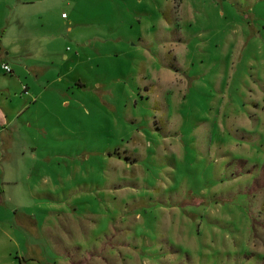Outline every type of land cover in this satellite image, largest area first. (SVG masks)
Masks as SVG:
<instances>
[{
    "label": "rangeland",
    "instance_id": "374dc122",
    "mask_svg": "<svg viewBox=\"0 0 264 264\" xmlns=\"http://www.w3.org/2000/svg\"><path fill=\"white\" fill-rule=\"evenodd\" d=\"M0 30V264H264V0H0Z\"/></svg>",
    "mask_w": 264,
    "mask_h": 264
},
{
    "label": "crops",
    "instance_id": "0c3cea01",
    "mask_svg": "<svg viewBox=\"0 0 264 264\" xmlns=\"http://www.w3.org/2000/svg\"><path fill=\"white\" fill-rule=\"evenodd\" d=\"M61 16L63 15V13H61L60 14ZM5 30H0V41L2 40V39H4V38H7V37H5L6 35H7V33H5L4 32ZM5 35V36H4ZM8 39H17L18 37H20V36H18V35H15V34H10V35H8ZM0 52H3L2 51V48H0ZM26 58H28V57H30V55H26L25 56ZM1 63H5V64H7V65H9L8 64V62L7 61H5V60H3V62H1ZM9 68H10V71L12 72V67H10L9 66ZM26 70H29V72H32L33 70H34V65L32 64H28L27 66H25L24 67ZM24 87V89H26V87L25 86H23ZM18 164V163H17ZM1 167V166H0ZM7 167H10V166H7ZM14 167H16V168H18L19 167V165H15ZM4 175H5V172H3V171H0V203H3V199H5V198H7V197H9V196H7V191H6V186L7 185H9V184H11V183H13V182H11L10 180H8L7 179V177H4ZM32 212V211H31ZM34 215L32 216L31 214H29V213H25V212H23L22 214H21V217H18L17 218V220H16V223H17V225L19 224V228L21 229V230H25V231H29V230H31L32 228H33V218H35V213H33ZM23 216V217H22ZM22 219L24 220V221H22ZM29 220H30V222H29ZM2 223V221L0 220V224ZM4 223V222H3ZM0 227H1V225H0Z\"/></svg>",
    "mask_w": 264,
    "mask_h": 264
},
{
    "label": "built area",
    "instance_id": "2783aa9c",
    "mask_svg": "<svg viewBox=\"0 0 264 264\" xmlns=\"http://www.w3.org/2000/svg\"><path fill=\"white\" fill-rule=\"evenodd\" d=\"M0 68H1L2 71L6 72V73H10L11 72L9 66L7 64H5V63H1L0 64ZM33 264H36V263H33Z\"/></svg>",
    "mask_w": 264,
    "mask_h": 264
}]
</instances>
